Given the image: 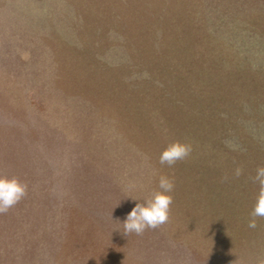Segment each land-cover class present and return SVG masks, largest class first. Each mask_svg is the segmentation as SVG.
<instances>
[{
	"label": "rangeland",
	"instance_id": "obj_1",
	"mask_svg": "<svg viewBox=\"0 0 264 264\" xmlns=\"http://www.w3.org/2000/svg\"><path fill=\"white\" fill-rule=\"evenodd\" d=\"M258 166L264 0H0V175L29 186L0 264H259ZM161 175L168 222L125 235Z\"/></svg>",
	"mask_w": 264,
	"mask_h": 264
},
{
	"label": "clouds",
	"instance_id": "obj_2",
	"mask_svg": "<svg viewBox=\"0 0 264 264\" xmlns=\"http://www.w3.org/2000/svg\"><path fill=\"white\" fill-rule=\"evenodd\" d=\"M193 145L185 140H175L168 143L167 147L159 156V163L168 167L175 166L178 162L184 161L191 156ZM243 174L241 167H236L234 176ZM229 177L225 175L222 180L227 181ZM253 183L258 184L259 193L249 220L248 227H257V218H264V166H258L255 176L250 178ZM175 182L167 175H161L158 183V190L144 203H137L127 214L123 222L124 234L135 233L142 235L147 229H157L168 222L170 209L174 197L172 195ZM29 186L18 177L9 178L7 175H0V214H6L17 205L28 194ZM134 199V198H133ZM264 264V259L259 261Z\"/></svg>",
	"mask_w": 264,
	"mask_h": 264
}]
</instances>
